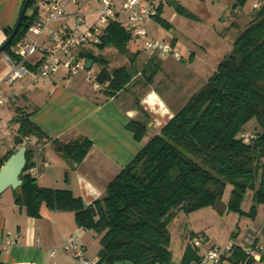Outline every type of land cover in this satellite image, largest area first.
I'll return each mask as SVG.
<instances>
[{
    "label": "trees",
    "instance_id": "16d2710c",
    "mask_svg": "<svg viewBox=\"0 0 264 264\" xmlns=\"http://www.w3.org/2000/svg\"><path fill=\"white\" fill-rule=\"evenodd\" d=\"M24 1V0H23ZM22 1V4H23ZM246 0H233V8ZM28 9L30 13L27 14ZM162 6L153 19L162 27ZM175 11L188 17L180 5ZM39 16L35 0H30L21 25L2 53H10L11 45L22 38ZM12 28L6 29V37ZM130 32L120 20H111L98 43L82 47L77 56L99 65L96 80L106 84L102 92L115 96L124 90L137 72L134 57L129 63L109 67L100 54L115 48L127 54L132 41ZM145 71V68H141ZM152 73L147 77L151 81ZM17 123L12 137L14 148L0 156V167L21 145L26 146L25 165L19 175L21 184L12 190L14 204L24 207L30 217L39 216L44 204L50 210L71 211L77 227L98 237L97 262L114 264H172L171 235L168 229L177 212L185 214L211 207L221 199L226 188V209L239 215L254 217L256 205H264V1L253 18L239 32L230 50L188 100L169 120L143 144L135 156L107 184L103 195L88 205L68 189L41 187L27 173L31 149L23 137L47 138L29 114L16 108ZM252 135L242 138L249 122ZM134 137L141 139L145 126L129 121ZM54 150L71 164H77L88 152L91 142L78 137L67 142L51 140ZM251 190L252 204L241 210L244 194ZM190 239L193 238L191 233ZM200 263L197 248L188 242L179 264ZM227 262L252 264L240 246L233 245ZM1 264V261H0Z\"/></svg>",
    "mask_w": 264,
    "mask_h": 264
},
{
    "label": "crops",
    "instance_id": "0c3cea01",
    "mask_svg": "<svg viewBox=\"0 0 264 264\" xmlns=\"http://www.w3.org/2000/svg\"><path fill=\"white\" fill-rule=\"evenodd\" d=\"M22 1L0 0V44L6 39L5 30L14 26ZM93 1L89 0L81 7L86 23V15L95 12L90 8ZM44 2L38 5L35 0L39 15ZM166 2L160 4V16ZM71 9V5L66 6V11ZM186 11L194 18L193 13ZM177 15L188 17L176 11L171 12L170 19L176 21L174 26L177 35H173V25L169 21L167 27L160 25L165 31L156 30L160 35L152 32L150 23L156 22L153 18L147 22L146 28L149 36L171 43L181 58H160L155 53L145 51L141 41L132 38L127 54L123 56L127 63L130 56L134 57L137 72L126 88L115 96H106L101 89H93L86 73L81 70L68 76L60 68L36 81H32L27 73L10 82L7 80L9 65L3 57L4 53L0 54V97L3 99L0 121L4 123L0 138L7 128L15 134L16 108L28 113L30 120L45 133L47 138L23 137L31 149V161L38 167L35 178L39 186L68 189L80 197L84 205L90 204L103 195L107 184L135 156L147 139L158 133L194 93V81L199 79L194 62L199 61L198 55L207 56L209 51L201 45L194 49L193 27L190 23L178 20ZM184 26L187 27L186 32L181 30ZM226 31L223 27L219 33L216 32V37L227 45L228 52L232 42ZM188 39H191V44L186 41ZM196 41L202 43L200 39ZM108 49L114 48H105L100 54L105 57L104 53ZM107 61L109 67H113ZM142 67L145 71H142ZM150 73L151 81H148ZM131 120L145 126V134L140 140L134 137L127 126ZM7 121L12 122L9 124ZM78 137H86L91 146L82 161L71 164L54 150L51 140L67 142ZM8 150L2 148L0 156ZM243 226L245 229L240 230L236 237L241 238L240 241L233 244L243 248L252 243L264 242L263 204L256 205L254 217L243 220ZM93 238L97 241L96 247L88 256L87 248ZM69 239L83 250L86 258H97L98 237L89 230L77 227L73 212L50 210L41 204L39 216L30 217L24 207L14 204L12 189L6 188L0 193L1 264H75L70 250L59 251L53 256L49 253L52 248L61 247ZM187 243L180 238L173 245L171 242L172 264H179V261L173 263V253L180 260ZM197 251L199 256L203 254L198 247ZM252 264H264V253L260 260Z\"/></svg>",
    "mask_w": 264,
    "mask_h": 264
},
{
    "label": "built area",
    "instance_id": "2783aa9c",
    "mask_svg": "<svg viewBox=\"0 0 264 264\" xmlns=\"http://www.w3.org/2000/svg\"><path fill=\"white\" fill-rule=\"evenodd\" d=\"M89 0H45L38 18L29 25L26 34L14 42L10 53L3 54L9 65L7 80L12 82L29 73L32 81L48 76L60 68L68 76L79 70L86 71V77L93 89H102L106 84H99L96 73L85 67L86 59L77 56L80 48L95 45L103 34L104 28L114 19L120 20L130 32L131 37L141 41L145 51L155 53L160 58H181L177 49L169 42L148 35L146 24L157 13V7L164 0H94L97 2L96 23H86L85 13L81 11L83 4ZM72 9L66 11V6ZM258 8V7H257ZM70 22V24H68ZM56 24L55 26H53ZM40 55L36 57V55ZM3 99L0 97V105ZM246 141L252 137L247 132L242 133ZM27 173L37 176L38 167L34 163L27 168ZM204 241L201 235L190 241L193 247H198ZM233 243H227L223 248L211 247L200 256L201 264H245L244 262H227L233 252ZM72 251L75 264H103L97 258H86L83 250L69 239L59 248H52L50 255L59 251ZM247 258L253 262L260 260L264 253V242L252 243L242 248Z\"/></svg>",
    "mask_w": 264,
    "mask_h": 264
},
{
    "label": "rangeland",
    "instance_id": "374dc122",
    "mask_svg": "<svg viewBox=\"0 0 264 264\" xmlns=\"http://www.w3.org/2000/svg\"><path fill=\"white\" fill-rule=\"evenodd\" d=\"M38 5L41 4L43 0H37ZM166 1V0H164ZM264 0H246L243 6L233 8V0H167L164 5L161 18L166 22L169 21L174 26L176 21L170 19L171 12H175V6L180 5L182 8L187 9L189 12L194 14L193 17H183L177 15L178 20L181 19L184 22L190 23L193 27L194 36V49L198 45L204 46L205 50L209 51L207 56H199V61L194 62V69L199 71V79L194 81V92L201 87L206 81L207 77L215 70L217 64L222 60L224 55L227 53L226 44L222 43L216 37V32L219 33L223 27H225L226 35L230 37V43L238 36V32L241 31L244 26L253 18L255 11L258 9ZM97 2H91L90 8H93L95 12L88 13L86 15V21L89 24L96 23L97 21ZM31 9H28L27 14L30 13ZM152 29L154 33L160 35L156 32L157 29L164 30L157 22H151ZM172 26L173 35H177V28ZM238 29V30H235ZM183 32H186L187 27H182ZM195 30V31H194ZM172 33V32H171ZM200 39L202 43H198L196 40ZM191 39L186 40L188 43ZM193 41V40H192ZM198 43V44H197ZM208 46V47H207ZM199 49V48H198ZM180 54V53H179ZM182 54V53H181ZM105 57L112 63L113 66H118L122 64H127L125 62V56L119 51L114 49H108L104 53ZM181 56V55H180ZM99 65L94 63L91 71L95 73L98 70ZM85 72V70H81ZM201 85V86H200ZM8 122V121H7ZM12 122V121H10ZM10 122H8L10 124ZM4 123L0 121V131ZM248 128L245 129L246 132L252 131V123L249 122ZM11 129H5V132L0 138V151L2 148L12 149L13 144V134L10 133ZM229 199V189L226 188L223 192L221 201L227 203ZM252 192L248 190L243 197L241 202V210L248 211L252 204ZM244 216V217H242ZM246 215H239L237 212L225 209L218 213L211 207H204L190 213L177 212L172 221L170 222L168 229L171 235L172 245L176 243L177 239H181L183 242H190L193 238L201 235L205 240L198 246L200 252H204L205 249L211 247L223 248L227 243L239 242L241 238H236L237 233L245 228L243 226V220L247 219ZM193 234V238L190 239V234ZM96 239L90 240L88 245V256L93 253V249L96 244ZM179 257L173 253V263H177ZM189 264H201L196 261H191Z\"/></svg>",
    "mask_w": 264,
    "mask_h": 264
},
{
    "label": "water",
    "instance_id": "95a60500",
    "mask_svg": "<svg viewBox=\"0 0 264 264\" xmlns=\"http://www.w3.org/2000/svg\"><path fill=\"white\" fill-rule=\"evenodd\" d=\"M30 0H24L23 4L18 12L14 26L11 29L10 34L6 39L0 44V54L4 49L10 44L13 37L15 36L21 22L23 20L24 14L26 12L28 3ZM92 65L91 60H86L85 67L90 68ZM25 150L26 146L21 145L15 152L11 153L5 162L0 167V193L6 188L15 189L21 184V179L19 175L25 165ZM226 204L223 203L220 199H216L212 205V209L220 213L226 209ZM114 264H132L130 262H116Z\"/></svg>",
    "mask_w": 264,
    "mask_h": 264
}]
</instances>
